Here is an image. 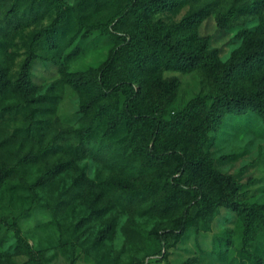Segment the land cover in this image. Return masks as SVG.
I'll return each instance as SVG.
<instances>
[{"label":"rangeland","instance_id":"374dc122","mask_svg":"<svg viewBox=\"0 0 264 264\" xmlns=\"http://www.w3.org/2000/svg\"><path fill=\"white\" fill-rule=\"evenodd\" d=\"M55 0H0V24L14 8L21 16L32 4ZM58 1V0H56ZM68 9L66 34H58L54 42L43 39L35 45L37 59L32 79L37 94L53 98L47 109H37L34 115L38 131L29 134L23 108L7 111L19 102L11 91L0 93V168L15 166L27 152L51 148L46 159L25 165L0 184V264H22L27 255L16 249L13 224L37 249L45 264H264V122L256 114L224 112L221 123L207 131L201 149L185 144L195 155H207L214 166L228 176L229 183L214 186L212 200H220L204 221L199 210L193 213L195 225L183 236L170 238L162 253L156 254L157 231L171 224V213L163 207L172 194L171 173L176 162L157 163L146 157L142 137L132 141L106 134V116L101 120L96 111L85 112L82 103L88 97L80 94L61 79L67 72H83L103 63L113 47L135 27L138 13L128 9L130 0H84L79 14L73 8L77 0H60ZM211 12L199 24L197 37L209 38L217 50L218 60L226 62L232 52L246 41L263 36L264 0H208ZM201 1L196 3L200 6ZM255 3L256 13L232 10ZM57 6V3H54ZM57 8V7H56ZM191 8L184 4L156 13L149 26L160 21L175 29ZM56 17L53 8L36 22L18 23L8 34H0L5 47L0 46V60L7 66L12 79L29 53L32 35L48 26ZM226 17L227 27L219 26ZM73 50L76 52L68 58ZM125 66L117 63L112 77H124ZM176 77L179 85L174 99L156 91L149 82L151 96L156 98L157 114L169 121L184 112L189 102L204 96L210 105L214 81L205 67L189 72L163 70L162 78ZM123 92L104 102L122 108ZM91 129L88 136L83 134ZM172 137V136H171ZM170 143L171 140H168ZM165 146L168 144L164 141ZM72 158L84 167L88 179L76 182L72 171H65L48 183L32 187L43 172L60 159ZM179 175V174H177ZM181 180L186 178L180 176ZM155 182V189L141 198H131V190ZM189 201L187 194H175ZM113 223L112 231L102 239L99 233Z\"/></svg>","mask_w":264,"mask_h":264},{"label":"trees","instance_id":"16d2710c","mask_svg":"<svg viewBox=\"0 0 264 264\" xmlns=\"http://www.w3.org/2000/svg\"><path fill=\"white\" fill-rule=\"evenodd\" d=\"M199 1L200 6H196ZM84 3V0L75 2L73 8L76 15ZM188 3L191 8L175 29L167 28L158 20L147 26L154 14ZM210 5L211 1L208 0H130L128 9L138 13L135 27L123 36L117 35L120 40L118 46L110 50L106 60L99 66L83 72H67L61 79L81 97H88L82 103L83 111L88 113L95 110L101 120L106 116L105 133L108 136L118 135L128 141L141 136L143 150L149 160L157 163L167 162L169 158L175 160L170 183L173 192L163 202L164 210L171 213V224L156 232L160 245L156 254L162 253L168 239L183 236L196 224L193 218L195 210H199L206 221L212 209L220 203V200L211 199L212 189L229 183L228 176L214 166L210 157L189 152L185 144L191 143L196 149H201L208 138L207 131L221 123L224 112H252L264 122V32L263 36L244 42L226 62L221 63L217 50L210 47L208 37L202 38L201 42H194L200 22L212 11ZM53 8L56 9L55 19L32 35L29 53L15 79L11 78L7 66L0 60V93L11 91L19 99V102L7 106L6 110H28L25 117L30 135L38 131L34 120L36 110L47 109L46 106L53 103V98L37 94V85L32 79V68L37 59L35 45L43 39L54 42L58 34H66L71 14L60 0H55L44 8L41 4H32L21 16L12 8L9 10L10 16L4 20L7 22L0 24V34H8L18 23L27 21L26 24H29L44 19ZM233 9L242 10L241 13H256L259 6L255 3L241 6L233 4L231 11ZM226 20V17L219 18V26L227 27ZM0 46L5 47L4 40H0ZM75 52L73 50L67 57L70 58ZM117 63L124 64V77H112ZM199 67H205L213 78L212 103L209 105L206 97L197 96L189 102L184 112L164 121L156 113V98L151 96L149 82L154 83L156 91L167 93L170 99H174L179 80L176 77L164 80L162 71L189 72ZM119 92L125 96L122 108H115L110 102L103 101ZM90 132L91 129H87L83 135L88 136ZM48 151L55 153L48 147L39 152L29 151L19 158L15 166H2L0 184L13 172H20L21 167L46 159ZM65 171H72L76 182L86 181L94 185L93 180L86 176L84 167L72 158H62L47 168L32 187L45 185ZM182 175L186 176L184 180L180 178ZM155 185L152 182L132 189L130 199L135 196L147 197ZM175 194H187L190 200H179ZM12 226L16 249L28 257L22 264H45L40 252L26 239L18 224ZM112 229L113 223H109L98 238H105ZM136 264H144V260H137Z\"/></svg>","mask_w":264,"mask_h":264}]
</instances>
